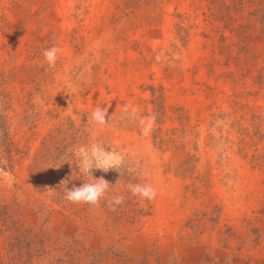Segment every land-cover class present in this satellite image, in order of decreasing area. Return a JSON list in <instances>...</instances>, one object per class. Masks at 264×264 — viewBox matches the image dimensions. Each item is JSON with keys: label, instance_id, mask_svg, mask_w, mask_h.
<instances>
[{"label": "rangeland", "instance_id": "374dc122", "mask_svg": "<svg viewBox=\"0 0 264 264\" xmlns=\"http://www.w3.org/2000/svg\"><path fill=\"white\" fill-rule=\"evenodd\" d=\"M0 82V201L31 233L18 255L3 234L0 264H264V0H0ZM125 105L156 116L149 137ZM92 144L125 156L93 170L124 203L70 216L34 182L81 186Z\"/></svg>", "mask_w": 264, "mask_h": 264}, {"label": "clouds", "instance_id": "9594fccd", "mask_svg": "<svg viewBox=\"0 0 264 264\" xmlns=\"http://www.w3.org/2000/svg\"><path fill=\"white\" fill-rule=\"evenodd\" d=\"M62 49L56 45L46 48L42 51L45 62L50 68H55ZM126 116L138 121L140 126V135L149 137L156 126V116H139L138 109L132 105H125L123 109ZM112 116L108 118L107 107H97L91 112L88 123L94 129L106 127L111 123ZM77 159V169L85 183L81 186L67 188L64 192V199L74 205H87L90 209H96L105 201L111 211H116L124 203V196L120 194L110 195L111 185L103 177L96 179L93 176V170H101L105 173L117 171L124 165L125 156L115 150H106L100 144H92L88 148H80L74 153ZM131 171V169H129ZM91 177V180L87 178ZM65 181L62 182L64 184ZM119 183V181L117 182ZM128 190L132 196L140 200L154 201L158 192L152 184H129Z\"/></svg>", "mask_w": 264, "mask_h": 264}, {"label": "trees", "instance_id": "16d2710c", "mask_svg": "<svg viewBox=\"0 0 264 264\" xmlns=\"http://www.w3.org/2000/svg\"><path fill=\"white\" fill-rule=\"evenodd\" d=\"M2 84L0 82V113L2 117L5 119L3 114H5L6 107L9 106V97L4 94L2 90ZM8 101V102H7ZM53 142L54 140L51 139ZM51 142V143H52ZM44 146L47 148H50V145L48 144V141L44 142ZM46 148V149H47ZM42 171V170H39ZM40 178L35 180V189H40L43 188V192H47V196H45V199L47 202H51L53 206H57L63 211L64 213H70V216H76L82 218L84 214H87L88 210L90 208L85 205V208H76L74 204L69 203L64 199V192L68 188L69 184H72L73 181L70 177L66 178H56L55 180L49 179V183H47L45 180L40 182ZM64 184H62V182ZM45 204H40L44 209ZM20 205L16 202L15 204H3L0 201V237L3 236V234L7 233V240H12L10 243V246H12V252H16L15 254L18 255V250L17 247L19 248L20 252L23 253V247L24 249H28L30 252V245L31 243L27 242L26 240L29 239V236L31 235L30 231L26 227V223L23 221L21 218H15L13 215L15 213V209L19 208ZM40 212V211H39ZM40 239V242L38 244V249H37V254L40 257H44L45 254L48 253V248H47V242L48 238L47 236H36ZM70 248H73L72 245L69 246ZM66 248L60 249V252L65 251ZM67 252V251H66ZM69 252V250H68ZM22 258V255H21ZM62 263V262H61Z\"/></svg>", "mask_w": 264, "mask_h": 264}]
</instances>
